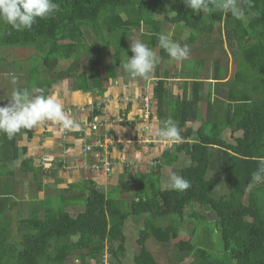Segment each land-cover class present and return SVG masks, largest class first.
<instances>
[{
  "label": "trees",
  "instance_id": "1",
  "mask_svg": "<svg viewBox=\"0 0 264 264\" xmlns=\"http://www.w3.org/2000/svg\"><path fill=\"white\" fill-rule=\"evenodd\" d=\"M249 1L256 6V0ZM54 2L59 5V11L50 18H38L31 30L17 31L0 21V45L28 46L40 53L36 62L20 70L17 59L9 57L6 62L3 57L2 60L14 72H25L27 81L33 80L39 94L46 92L63 76L64 72L52 69L59 59L71 58L73 68L78 67L81 53L86 48L84 39L87 31L84 26L91 29L89 34L94 37L103 31L108 48H114V65L117 67L132 54L130 45L134 29L141 24L143 42L152 50L154 46L158 47L161 62L168 55L158 43L162 22H183L195 28L197 34L201 19L200 15L199 19L189 15L192 10L183 0ZM218 2L210 0L212 7L216 8H210V19L218 22L225 20L227 34L232 28L229 27L230 20L235 21L236 25L231 29L235 42L245 58L244 63L258 76L246 84L241 83L237 75L225 84L219 82L215 73L213 80H207L209 71L200 72V75L199 71L190 75L180 74V77L189 80L178 81L182 94L170 100L168 117L163 105L167 99L164 81L155 83L153 89L158 127L162 128L164 122L171 118L180 128L181 142L173 143L172 149L182 150L188 155L190 161L178 175L188 179L191 186L181 192L169 186L161 187L155 182L147 185L150 175H157V178L162 175L160 166H156L150 174L141 176L139 180L145 181L144 185L128 199L118 200L90 182L79 188L73 193L74 200H82L83 210L74 216L63 206L65 197L58 204L49 203L47 198L39 205L34 201L27 210V216H21L16 221L5 215V207L0 203V264H64L72 255L79 260V264H92L93 259L96 264H103L97 257L104 258L105 253L108 254L107 264H123L117 253L125 249L128 237L126 225L133 218L142 223L139 230L135 229L136 225L131 228L133 233H137L134 245L138 253L134 256V264H160L157 254L149 248L148 239L153 238L161 245L171 244L178 238L186 219L194 221V237L172 242L170 248L177 255V263L190 257L194 264H264V183H250L258 160L264 158V36L250 33L247 38L249 28L241 27L242 19L250 14L253 21L261 25L262 17L253 14L254 6H247L246 0H237L239 10L236 14L216 7ZM164 11L177 13L178 18L170 19ZM211 26L205 23L199 31L212 33ZM210 36L206 35V40ZM194 38L192 35L188 40ZM247 41L251 43L247 44ZM243 42L246 44L243 45ZM19 48L12 49L11 54L18 52ZM27 57L20 60L26 61ZM201 61L204 62L202 58ZM41 63L45 68L40 67ZM164 71L166 75L170 74L167 68ZM85 74L83 71L78 76L84 78ZM38 76L41 77L40 85H36L35 78L38 79ZM95 77L98 82L93 81L90 87L100 93L103 85L100 77ZM84 81L79 86L87 90L89 88ZM14 84L10 82V87L6 88H10L8 98L17 89ZM203 99L207 103L204 114L199 105ZM194 122L198 123L196 127ZM226 128L230 129L234 142L222 137ZM170 163L171 160L165 165ZM221 187L226 191L218 192ZM70 189L72 187L67 191ZM194 204L210 211L213 221L208 223L200 218ZM13 229L16 235H11L10 230Z\"/></svg>",
  "mask_w": 264,
  "mask_h": 264
},
{
  "label": "crops",
  "instance_id": "2",
  "mask_svg": "<svg viewBox=\"0 0 264 264\" xmlns=\"http://www.w3.org/2000/svg\"><path fill=\"white\" fill-rule=\"evenodd\" d=\"M248 1L246 0L247 6L250 4V1ZM252 6H254L253 2L250 4V7ZM252 11L254 15L258 14V17H262V25L253 21L250 14L242 19L241 27L249 28L247 38L251 36L250 33H254L258 37L264 36V0H256V6L252 7ZM191 14L194 15L195 19H199L197 12L194 14L189 13V15ZM233 22L230 23L229 27H232L233 24L236 25L235 21ZM218 23H221L224 37L234 39L231 32L234 26L228 30L229 33L227 34L225 20ZM161 34H163V27ZM226 47L227 45H225ZM107 57L108 60H106ZM169 58L170 56L167 55L166 59ZM239 63L240 60L237 59V64ZM161 64L158 59L153 72L145 77H132L124 71L123 65L120 64L117 67L114 65V48L112 50L108 49L105 56L106 66L99 75L102 85L106 88L104 92L98 93L94 89L85 90L79 87V83L74 81H72V85L70 84V88L63 87L65 81L62 80L66 77H60L47 89L46 96L56 95L63 102L65 111L74 120L79 122L90 120L98 123L99 127L94 132L89 129L78 128L72 129L66 137H62L57 124L49 121L31 129L22 128L11 139L4 134H0V203L5 207V215L8 217L7 212L12 208L14 212V204L21 191L25 194L26 201L33 198L34 203L39 205L41 201L48 197V194H45L43 190L44 188L56 190L60 197H65V201H63L65 202L64 208L66 205L73 207V204H79L74 200L75 195L73 193L77 192L76 190L80 185L83 186L88 182L93 183L105 194L110 193L118 200L119 198L128 199L141 186L140 182L142 181L139 180L141 176L150 174L156 166H160V171H164L165 175H171L174 160L180 162L190 161L184 151L173 150L172 146L169 147L170 142L159 136L158 130L160 127L158 128L156 118L151 123L141 122L138 118L135 121L132 119L143 112V104L149 103L156 110L157 102L153 89L155 83L159 82L157 79L164 81V87L167 90L165 103L170 104L172 97L182 94L180 87L177 88L178 92L175 93L172 86L175 85L174 83L178 84V81L189 80V78L180 77L179 71L183 68L178 71V75H175L167 65L163 66L162 64L160 66ZM243 64L245 68L242 70V67H238L240 70H237L238 68L233 67L231 58V62L228 61L227 63L225 78L230 80L231 76L237 77L238 75L241 83L247 82L246 84H248L249 81H253L258 75L255 76L244 61ZM77 68H75L76 72H72L67 76L76 80L77 75L82 72ZM165 68L169 70L170 74L166 75L164 73ZM7 72L8 67L2 61L0 75ZM209 77L207 80H213V73ZM82 79L88 81L86 76ZM94 81H97V79L95 78ZM168 81H172L171 85ZM7 91L9 94L8 89H1L0 106L8 103ZM32 94L34 95V93ZM105 97H109V99L104 101ZM128 98L133 99L131 107L126 104ZM4 100L6 102H3ZM143 101L145 102L143 103ZM93 103H96V105L100 103L102 107L91 114L83 107H88ZM165 109L166 105L164 106ZM120 115L125 116V121L122 123L115 121ZM107 133L114 137L117 142L111 147V158L114 164L110 171L105 172L101 168H95L88 155H82V147L87 140L93 141L96 136ZM179 154H185L186 157L180 158ZM169 160H171V166L165 165ZM155 172L156 170H154ZM122 182L126 186H121ZM29 183L36 186L37 194L31 192L28 188ZM70 187L72 189L67 191ZM161 187L163 186L161 185ZM2 199L6 200L3 201ZM30 206L31 204H28V209L31 208ZM72 261V264H79V260L75 257Z\"/></svg>",
  "mask_w": 264,
  "mask_h": 264
},
{
  "label": "rangeland",
  "instance_id": "3",
  "mask_svg": "<svg viewBox=\"0 0 264 264\" xmlns=\"http://www.w3.org/2000/svg\"><path fill=\"white\" fill-rule=\"evenodd\" d=\"M213 8V7H211ZM214 10H216V8H213ZM192 10V9H191ZM165 12V11H164ZM192 13H196L192 10ZM210 13L211 10H209L208 12H199L197 13V15L201 16L199 25L197 26V34L196 31L193 30L192 28L183 25V24H176V25H172L168 22H164L163 24V34L168 35L170 37V39H172L175 42L180 43L181 45H186L188 50H189V55L187 57V59L181 60V61H176L173 58H169L166 60H162L161 59V63L163 65H167L168 68L175 73V75H178V71L180 69H184V71H180L179 74L181 75H190L189 73H193L199 71V75L200 72L203 71H209L206 75V78H210L209 76H212V73H215L216 76H224L226 74V70H227V54H226V50L229 51V53L231 54H235L237 47H236V42L234 41V39L231 37L230 39L227 37H224V35L222 34V28H221V23H218L217 21L210 19ZM165 14H167L169 17H174L175 14L173 12H165ZM157 18L159 19V15L156 14ZM161 17L163 15H160ZM192 19V18H191ZM78 23H81L80 20L77 21ZM205 23H209L212 26V33L210 32H203V31H199L200 26H202ZM231 23H234L233 20L231 19ZM142 26V24L140 25V27ZM234 26V24H233ZM232 26V27H233ZM84 30L87 31L86 34V38L84 39L85 41V50L83 51V58H82V62H78L79 65H84L83 67L80 66L79 70L80 71H84L86 73V77L88 79V87L91 86L92 82L94 81V79L96 78L95 76H99L101 74V72L103 71V68L106 66L105 65V56H106V52L108 50V45H107V37L106 35L103 33V31H99L96 36L94 37V35L89 34V31H91V29L87 28V26H84ZM136 28L134 29V36H133V41H142L144 39V35H142L143 32V28ZM220 27V28H219ZM89 30V31H88ZM221 32V33H220ZM190 33H195L193 36L195 37L192 41L188 40V37ZM206 35H211L209 38L210 40H206ZM219 35V37H218ZM141 38V40H140ZM219 39L222 41L220 43ZM232 40V41H231ZM225 41V43H224ZM231 41V42H230ZM227 43V44H226ZM245 42H243L244 45ZM229 44L233 45V46H229ZM224 45H228L227 48H224ZM21 47V48H19ZM14 48H19L18 52H15L14 54H11V50ZM23 49V51L19 53V50ZM32 49V50H30ZM153 51L156 53L157 55V59H158V47L155 46V48L153 49ZM39 52H36L32 47H28V46H7V45H0V61L3 60V57L5 58V61L7 62L9 57L10 58H15L17 59L19 62V70L20 68H26L29 67L31 62H36L38 60L39 57ZM30 55V56H29ZM133 54H131L132 56ZM241 55V52H240ZM27 57L26 61L25 60H20V58L23 57ZM124 56V55H122ZM231 57H229V62H231V58L233 59L232 64L235 67H241L242 66V70L245 68V65H241V63L239 64H235L234 65V59L236 57V55H230ZM201 58L204 60V62L202 63ZM99 59V63H97V60ZM106 60H108V57L106 58ZM71 59H59L57 63H55L53 65V69L55 70H62V71H67L68 69H70L69 65H70ZM176 62V63H175ZM175 63V65H174ZM162 64L160 66H162ZM93 65V66H92ZM1 66V63H0ZM41 68H45V66L41 63L40 64ZM26 74L25 72H14L12 68H10L8 66V72L5 74L0 75V88L1 89H6L7 87H10V82H14V86L15 88H19L21 89L22 86H25L27 89H30L31 87H33L34 85H32L31 80L27 81L26 79ZM13 77H15V81L13 80ZM233 78V76H231V79ZM8 79V80H7ZM36 80V85H40L41 81L39 82V80H41V77L38 76V79L35 78ZM19 81V82H18ZM62 81H65L64 86L63 87H68L70 88V86L72 85V81H74V78L66 77L65 79H63ZM18 82V83H17ZM39 82V83H38ZM76 83H82L83 79L81 76H77V79L74 81ZM170 82L169 85H171L172 81H168ZM17 83V84H16ZM71 84V85H70ZM172 86V89L175 90L174 92L177 93L179 88V83ZM67 85V86H66ZM74 87V86H73ZM10 89V88H9ZM8 89V90H9ZM183 89L181 88V91ZM8 91L6 94V97H8ZM171 99H175V97H172ZM3 102H6L5 100ZM2 104V103H1ZM166 105V109H165V113L167 115V117L169 116V111H170V104L168 102H164V106ZM200 105V110L202 111V114H204L205 112V108L207 106L206 101L203 99L199 102ZM198 125V123L194 122L193 126L196 127ZM222 137L230 142H234L232 139V136L230 137V129L226 128V130H224L222 132ZM186 157L185 154H179V157ZM186 160V159H185ZM174 160L172 162V167H171V175L173 173L175 174H179V172L181 171V168L186 167L188 162L186 161H176ZM171 166V165H170ZM165 168H167V170H169V168L167 166H165ZM164 169V167L162 168V170ZM170 174L165 175V172L163 171V174L161 176H159L157 178L156 176L150 175L148 177V181L146 180L147 185H150L152 182H155V184L160 186L162 185L164 188L168 187V182H169V178L171 176ZM145 181L140 182L141 185H144ZM89 183V182H88ZM85 184V185H88ZM85 185H80L79 188L84 187ZM126 186L123 182L121 183V186ZM28 188L31 190V192H33L34 194H37V188L34 184L29 183L28 184ZM79 188H77V192L79 191ZM45 194H48L47 199L49 200V203L52 204H58V201L61 203L62 197L59 196V193L56 190H52V189H43ZM225 192V188L221 187L219 189L218 192ZM70 193V192H69ZM25 194L21 191L19 193L18 199L16 201V203L14 204V212L11 210H9L7 212L8 217L11 219V221H16L18 220L19 217L23 216L26 217L27 216V210H28V204H32L34 202V199L32 198V200H28L26 201L25 199ZM120 199V198H119ZM65 203V202H63ZM119 205H121V203H119ZM64 206V204H63ZM72 206L66 205L65 209L69 211L71 216L76 215L78 212L83 210V206H82V200H80L79 204H73ZM194 208L196 210L199 211L200 218H204L206 221H208V223H211L213 221V217H212V213L210 211L204 210L202 207L198 206L197 204H194ZM9 209V208H8ZM263 214H264V209L262 210ZM264 217V215H263ZM135 223V224H134ZM136 225L135 229L139 230L140 227H142V223L140 222L139 219H129L127 222V229L126 232H128V237L126 239V243H125V249L122 252L117 253L118 254V259L123 263V264H134L133 263V259L134 256L138 253V248L136 245H134V240H136V236L137 233H133L132 229L134 226ZM193 225H194V221L191 219H186V221L184 222V225L181 227L180 229V233L179 236L176 240H173L172 242L177 241L178 239H189V238H193L194 235L192 234V229H193ZM11 231V235H16L15 229L10 230ZM197 236V234L195 235ZM19 237L17 236L16 240H18ZM149 241V248L155 253L157 254L156 258L158 260V262L160 264H170V263H177V255L175 253V251L173 250V248L171 247L172 242H170L171 244L169 245H161L159 244L155 239L151 238L148 239ZM161 243V242H160ZM165 244V243H162ZM104 258L102 257H97V259L99 261H103V264H107V260H108V254L105 253ZM41 259V258H40ZM39 259V260H40ZM74 260V257L71 256L69 258H67L66 263L67 264H72ZM92 264H96L97 262L93 259ZM115 264V263H113ZM177 264H194L192 259L190 257L188 258H184L182 261H179Z\"/></svg>",
  "mask_w": 264,
  "mask_h": 264
},
{
  "label": "clouds",
  "instance_id": "4",
  "mask_svg": "<svg viewBox=\"0 0 264 264\" xmlns=\"http://www.w3.org/2000/svg\"><path fill=\"white\" fill-rule=\"evenodd\" d=\"M183 2L188 8H191L194 12L197 13L208 12L212 7L210 0H183ZM216 7L221 8L225 12L231 11L233 14H236L239 10L237 0H219V2L216 4ZM58 11H59V5L56 2H54V0H0V21H3L4 23L10 25L12 29L17 31L31 30L33 25L37 23L38 18L39 19L50 18ZM173 13L175 14V17H170V19L178 18V14L175 12ZM164 22L170 23L169 21L164 20L162 22V27H164L163 26ZM189 23L195 25L191 21ZM170 24L185 25L183 22L170 23ZM192 29L196 31L195 28ZM194 34L195 33H190L189 36H192ZM158 43L159 46L164 50H166L168 55L176 61L187 59L189 55V50L186 45H181L180 43L173 41L172 39H170L168 35L160 34L158 36ZM235 45L237 47L235 54L234 53L231 54L229 53V51H227V49H225L227 54V63L229 61V57H231L230 55H236L234 59V65L237 64V59H239L241 65H243V57L242 54L240 55L239 46L237 44ZM229 46H233V45L229 44ZM108 49L112 50L113 47L111 46ZM130 51L133 55L132 56L128 55L129 58L127 59V61L125 63H122L124 71L126 73H128L132 77H145L151 72H153V70L157 66L158 59L156 53L146 43L142 41H131ZM81 54L83 55L84 53ZM82 55L79 59V62H82V58H83ZM66 59H71V58H66ZM71 62L69 65L70 69H68L67 71L59 70L61 72H64L63 76L61 77H68L67 75H70L72 72H76ZM80 66L83 67L84 65L78 64V69ZM237 70H240V68H238ZM53 71L55 70L53 69ZM223 78H225V75L224 77L219 78L220 79L219 82L226 84L228 79L226 78L223 79ZM15 79L16 78L13 77L14 81ZM32 81L33 80H31V82ZM157 81H162V80L157 79ZM84 82L86 83L85 85H88L87 81ZM32 85H34V82H32ZM88 88L92 90L90 86ZM105 89L106 88L102 86L101 92H104ZM39 91L41 93L43 92L42 89ZM32 93H34V95ZM107 99H109V97H105L104 101ZM144 102L145 101H143V103ZM126 104L131 107L133 105V99L128 98L126 100ZM101 107L102 106L100 103H97V105L96 103H93L91 105H88V107L85 106L83 108L86 109L91 114H93L95 111L100 110ZM156 112L157 111L154 110L149 103H147L146 105L143 104V112L139 114L138 117L132 119L133 121H135L136 118H138L141 120V122L147 121L151 123L152 120L156 118L155 117ZM120 118H122V121H119V123L125 121V116L123 115L118 116L115 119V121H118V119ZM49 121L57 124V128L60 131L62 137H66L72 129L83 128V129H89L90 131L94 132L99 127L98 123H96L95 121L86 120L85 122H79L74 120L65 111L63 102L56 95L46 96L45 92L39 94L38 88L35 85L30 89H27L25 86H22L21 89L17 88L13 90L10 98L8 99V103L0 106V134L6 135L9 139L14 137L22 128L30 129L34 126ZM93 125L96 126L95 129L92 128ZM158 134L163 140L170 142L169 147L172 146L173 143H180L182 139L178 123L174 122L171 118L167 119L164 122V126L158 130ZM108 135L111 136L110 134ZM102 137H104V135L96 136V138H94L93 141L87 140L84 143V146L96 142L98 139ZM112 138L115 140L114 142L115 144L117 140L114 137ZM113 145H111L110 147H112ZM84 146L82 147V155L83 156L88 155L89 158L91 159L92 165L95 168L100 169V167H97L94 164L91 154L88 152H83ZM110 159L112 160L111 148H110ZM137 178L139 179V177ZM253 181L255 183H264V158H260L258 160L257 170L252 174V181H250V183ZM168 186L172 190L182 192L187 190L191 186V184L188 179L184 178L181 175L173 173L169 178Z\"/></svg>",
  "mask_w": 264,
  "mask_h": 264
},
{
  "label": "built area",
  "instance_id": "5",
  "mask_svg": "<svg viewBox=\"0 0 264 264\" xmlns=\"http://www.w3.org/2000/svg\"><path fill=\"white\" fill-rule=\"evenodd\" d=\"M118 121H122L120 118ZM93 125V129H95ZM115 140L107 134L104 137L98 139L96 142L87 144L83 148V152H88L91 154L94 164L97 167L102 168L104 171H109L113 162L110 159V146L113 145Z\"/></svg>",
  "mask_w": 264,
  "mask_h": 264
}]
</instances>
